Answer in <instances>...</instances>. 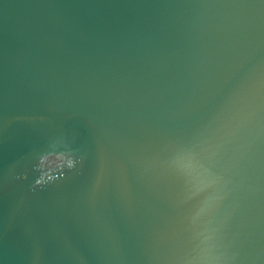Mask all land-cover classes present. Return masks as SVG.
Segmentation results:
<instances>
[{
	"label": "water",
	"instance_id": "obj_1",
	"mask_svg": "<svg viewBox=\"0 0 264 264\" xmlns=\"http://www.w3.org/2000/svg\"><path fill=\"white\" fill-rule=\"evenodd\" d=\"M236 94L227 233L264 264V0H0V264H171L188 206L140 161L226 123ZM50 144L81 159L33 188Z\"/></svg>",
	"mask_w": 264,
	"mask_h": 264
},
{
	"label": "clouds",
	"instance_id": "obj_2",
	"mask_svg": "<svg viewBox=\"0 0 264 264\" xmlns=\"http://www.w3.org/2000/svg\"><path fill=\"white\" fill-rule=\"evenodd\" d=\"M230 104L239 107L235 111L222 110L220 116L226 123L215 129L206 128L186 141L169 140L158 154L140 161L144 173L158 172L175 179L179 184L175 203L188 206L182 218L183 240L171 264H236L238 253L233 250L234 241L228 238L227 226L238 202L226 201L241 185L228 175L235 165L221 164V150L225 138L233 137L252 113L239 94L233 96ZM53 155L59 157L58 163L50 159ZM79 159L69 146L50 144V150L37 157L34 168L40 175L33 188L54 182L58 175L74 169ZM49 168L51 174L42 179ZM101 179L102 174L97 178V188Z\"/></svg>",
	"mask_w": 264,
	"mask_h": 264
}]
</instances>
